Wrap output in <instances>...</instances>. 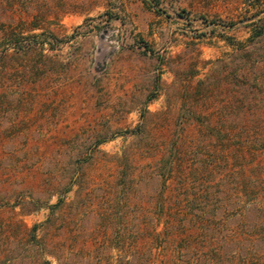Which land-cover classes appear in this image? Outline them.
<instances>
[{
    "label": "rangeland",
    "instance_id": "374dc122",
    "mask_svg": "<svg viewBox=\"0 0 264 264\" xmlns=\"http://www.w3.org/2000/svg\"><path fill=\"white\" fill-rule=\"evenodd\" d=\"M262 25L264 0H0V264H264Z\"/></svg>",
    "mask_w": 264,
    "mask_h": 264
},
{
    "label": "trees",
    "instance_id": "16d2710c",
    "mask_svg": "<svg viewBox=\"0 0 264 264\" xmlns=\"http://www.w3.org/2000/svg\"><path fill=\"white\" fill-rule=\"evenodd\" d=\"M264 34V25H262L260 28H258V30H256L254 36H252L253 38H257V37H262ZM252 40V38L250 39Z\"/></svg>",
    "mask_w": 264,
    "mask_h": 264
}]
</instances>
